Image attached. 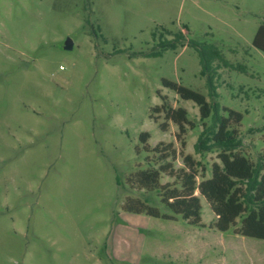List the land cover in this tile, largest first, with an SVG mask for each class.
I'll return each mask as SVG.
<instances>
[{"label": "rangeland", "instance_id": "rangeland-1", "mask_svg": "<svg viewBox=\"0 0 264 264\" xmlns=\"http://www.w3.org/2000/svg\"><path fill=\"white\" fill-rule=\"evenodd\" d=\"M164 28L245 66L215 80L239 149L196 153L207 79L148 55ZM259 156L264 0H0V264H264Z\"/></svg>", "mask_w": 264, "mask_h": 264}, {"label": "trees", "instance_id": "trees-1", "mask_svg": "<svg viewBox=\"0 0 264 264\" xmlns=\"http://www.w3.org/2000/svg\"><path fill=\"white\" fill-rule=\"evenodd\" d=\"M188 29V26L185 25ZM171 35L172 37H168ZM156 37V32H153ZM187 43L189 47H193L200 58L201 75L205 76L208 85L209 108H210V123L200 132L198 139L194 145L196 153L205 154L214 151H233L239 149L243 145L241 138L234 135L232 129H226L222 136L219 135L218 129L222 125L223 117L221 113V105L218 101V91L215 80L219 74L221 66L234 70H245L242 64H233L227 60L221 49L213 43H205L196 39H189L182 30L172 32L164 28L158 37V42L154 48L148 53L149 56L158 57L163 55L166 50H176L179 46ZM264 170V159L259 156L252 168L251 173L247 178H242L240 181L244 185V193L242 202L245 205L246 212L249 213L259 210L264 207V198L257 199L256 192L263 184L262 173Z\"/></svg>", "mask_w": 264, "mask_h": 264}, {"label": "water", "instance_id": "water-1", "mask_svg": "<svg viewBox=\"0 0 264 264\" xmlns=\"http://www.w3.org/2000/svg\"><path fill=\"white\" fill-rule=\"evenodd\" d=\"M65 50H72L74 48V42L71 38H67L63 45Z\"/></svg>", "mask_w": 264, "mask_h": 264}]
</instances>
